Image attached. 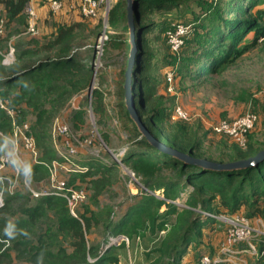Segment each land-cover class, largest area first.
Listing matches in <instances>:
<instances>
[{
	"label": "trees",
	"instance_id": "trees-1",
	"mask_svg": "<svg viewBox=\"0 0 264 264\" xmlns=\"http://www.w3.org/2000/svg\"><path fill=\"white\" fill-rule=\"evenodd\" d=\"M30 2L0 0L5 11L0 18L6 26L4 43L0 45V102H7L15 110L19 124L31 125L40 155L38 163L30 167V179L32 184L40 185L50 177L48 165L58 158L50 134L55 118L73 97L88 92L100 70L95 72L97 58L93 48L86 51L85 59L76 54L80 24L57 23L50 37L22 38ZM189 3L196 4L200 12L183 11ZM136 5L139 52L133 85L138 114L150 133L169 147L220 163L248 159L263 150L264 143L253 141L250 136L260 120L253 112L258 119L247 134L244 147L211 128L215 135L232 141L234 147L228 154L220 153L218 158L208 154L198 130L192 131L186 125L191 120L173 118L178 104L176 97L168 98L159 92V79L154 73L164 72L168 94L169 73L173 89L179 81H188L193 86L221 76L264 39V0H137ZM183 12H190V18L177 22ZM122 22L128 32L126 0H117L108 11V25L117 29ZM177 25L188 30L179 51L174 52L167 34ZM128 37L122 44L130 50ZM10 45L15 50L14 60L5 63L4 55ZM160 46L167 53L162 67L153 61L156 57L153 49ZM122 92L124 96V86ZM92 99V110L102 115L105 105L100 88L92 92ZM121 107L134 130L133 144L126 149L122 161L140 180L141 196L115 220L113 207L102 205L101 198L116 182L120 167L115 163L96 166L91 162L85 163L90 166L89 171L69 179L70 185L77 181L85 183L89 191L80 219L70 214L66 200L60 197L35 199L26 192L8 195L0 211V264H120L118 248L123 243L103 252L102 244L90 243L88 239L95 228L102 229L104 242L110 235H124L129 241L148 235L158 238V245L148 255L154 253L157 257L149 264H188L185 260L199 259L212 251L204 231H213L216 222L205 220L200 211L243 213L247 218L264 220V162L248 169L219 173L184 165L151 146L131 120L125 104ZM82 116V112L74 113V124L82 121ZM199 121L201 127H206L203 118ZM12 123V117L0 107V133L9 135ZM5 149L0 135V152ZM187 191L184 206L174 204ZM5 241L10 243L6 248ZM250 264H264V256Z\"/></svg>",
	"mask_w": 264,
	"mask_h": 264
},
{
	"label": "rangeland",
	"instance_id": "rangeland-1",
	"mask_svg": "<svg viewBox=\"0 0 264 264\" xmlns=\"http://www.w3.org/2000/svg\"><path fill=\"white\" fill-rule=\"evenodd\" d=\"M100 17L93 20L84 19L79 11L78 4L80 0H69L66 2V8L61 14H54L50 11L45 0H38L39 10L45 7L43 21L48 24H42L39 18V37H50L54 31V24L75 23L80 24L78 37L75 43V51L78 57L85 59V53L91 48L94 49V56L97 58L98 76L94 77L92 92L100 88L103 95L104 112L102 115L91 111L86 102L87 90L79 95V111H69L67 106L61 113L70 125L72 135L71 141L78 147V156L76 161L79 164L91 162L94 165L103 163L114 164L112 156L120 155L133 144L134 134L133 125L124 118L121 104H125L122 92L124 86V74L127 69L129 49L124 46L123 40L129 36L125 29V22H122L117 29L110 28L108 25L107 4L109 10L115 5L117 0H104ZM227 1V0H224ZM264 8V5H263ZM193 10L199 13L200 10L194 3H189L183 7V11ZM181 13L177 22H182L191 13ZM178 12L175 14L177 15ZM1 15V14H0ZM186 20V19H185ZM6 36V34H5ZM0 37V45L4 43V38ZM30 37V36H29ZM156 57L154 63L161 67L165 65L166 52L164 48L154 47ZM159 79L160 91L168 98L176 97V102L183 107L191 117L186 125L190 130H198V135L204 138V150L214 158L220 157V153L228 154L233 151L232 141L215 135L211 128L225 119L232 121L249 112L258 114L260 120L257 127L250 136L253 141L259 144L264 143V39L261 38L256 47L248 50L236 64L230 66L221 76L215 77L213 81L203 82L199 85H193L188 81L177 83L176 88L168 94L164 83V72L154 73ZM97 87V88H95ZM175 94V95H172ZM93 100V99H92ZM82 112V121L74 124V113ZM204 119V125L201 127L200 119ZM33 116L29 117L31 121ZM206 128V129H205ZM207 135H204V134ZM107 136V140H105ZM92 138L93 144L86 145L84 141ZM99 151L100 158L91 155V152ZM222 153V155H224ZM29 167L33 165L31 158L27 157ZM116 164V163H115ZM113 166V165H111ZM117 178L114 185L102 196V205L113 207V217L119 218L130 204L140 197L142 184L133 172L119 166ZM122 168V169H121ZM65 177L64 174H61ZM34 183V182H33ZM81 183V182H80ZM85 184V183H81ZM36 188L39 184H33ZM83 208V207H82ZM165 210V209H163ZM219 227L213 231L204 232L205 239H210L211 244L215 245L216 240L220 238ZM206 231V230H205ZM90 243L104 244L105 235L101 228H95L88 235ZM214 242V243H213ZM159 241L158 238L147 236L141 239L130 240L129 243H123L120 250L121 264H149L157 257L152 251ZM110 248V247H109ZM107 248L106 250H108ZM117 249V248H116ZM216 252L214 249L210 253ZM17 264V263H15ZM21 264V263H20Z\"/></svg>",
	"mask_w": 264,
	"mask_h": 264
},
{
	"label": "built area",
	"instance_id": "built-area-1",
	"mask_svg": "<svg viewBox=\"0 0 264 264\" xmlns=\"http://www.w3.org/2000/svg\"><path fill=\"white\" fill-rule=\"evenodd\" d=\"M38 0H31L27 9V29L25 35L30 37H39V8ZM50 11L54 14H61L66 3L63 0H45ZM104 0H80L78 11L81 16L88 20L100 17V12ZM110 4H107V13ZM188 28L183 25H177L174 31L168 32V40L171 49L178 52L183 44V36L187 33ZM5 21L0 18V37L5 36ZM14 48L10 45L8 52L4 55V62L10 63L14 60ZM95 69L98 67L96 65ZM95 70V72H96ZM170 84L169 91H173L172 74L167 75ZM96 88V87H95ZM88 93V92H87ZM86 102L88 108L92 111V92L87 94ZM79 95L73 97L67 106L69 111H79ZM0 107L12 117V132L4 136L0 133L6 144L5 151L0 152V211L5 205V198L8 195H15L18 192H26L32 198L41 197H60L66 200L70 214L80 219L82 205L88 201L89 191L87 187L77 181L74 185L69 184L72 175L85 173L90 170L88 164H79L76 161L78 156V147L75 145L70 136L72 135L69 123L61 117V114L55 118L51 127V140L53 147L56 149L58 158L48 165L50 177L34 187L30 179V167L27 163V157L31 158L33 164L38 163L39 149L35 137L31 130L29 122L19 124L16 119L15 110L8 106L7 102H0ZM64 111V110H63ZM173 118L179 120H190V115L183 110V107L177 104L173 111ZM257 115L253 112L246 113L235 120H223L212 127L218 134H225L235 140L240 146H245L247 134L254 128L257 122ZM86 145H92V138L84 141ZM112 156V161L118 166H124L122 156ZM91 155L100 158L99 151L91 152ZM64 174L65 177H62ZM189 192L183 193L181 199L174 201L179 207L184 206ZM202 217L214 220L215 226L224 231V239L220 243L216 252L206 253L200 257L196 264H250L251 258L256 260L264 256V220L262 218H247L243 213L228 215L216 214L207 211H200ZM121 243H129V239L124 235H110L107 241L102 245L103 252L111 246H119ZM10 245L5 241V248Z\"/></svg>",
	"mask_w": 264,
	"mask_h": 264
},
{
	"label": "water",
	"instance_id": "water-1",
	"mask_svg": "<svg viewBox=\"0 0 264 264\" xmlns=\"http://www.w3.org/2000/svg\"><path fill=\"white\" fill-rule=\"evenodd\" d=\"M137 0H126V11H127V26H128V43L130 45L129 57L127 69L125 72V82H124V99L125 106L129 113L131 120L137 126L139 132L143 137L146 138L148 143L160 150L161 152L168 153L173 157L177 158L184 165L195 166L208 172H231L240 169H248L251 167H256L264 162V149L259 151L255 156L248 159H243L235 162L220 163L211 161L205 158H197L189 153L179 151L175 148L169 147L162 142H160L156 137H154L150 131L147 129L143 123L141 117L138 114L136 108V96L134 92L133 77L135 74V67L137 64V56L139 52V47L137 43V27L135 20L136 5ZM93 84V82H92ZM92 84L88 89V93L92 92Z\"/></svg>",
	"mask_w": 264,
	"mask_h": 264
},
{
	"label": "crops",
	"instance_id": "crops-1",
	"mask_svg": "<svg viewBox=\"0 0 264 264\" xmlns=\"http://www.w3.org/2000/svg\"><path fill=\"white\" fill-rule=\"evenodd\" d=\"M39 7V6H38ZM44 9H45V7H42L40 10H39V17H40V19H42L41 20V22H42V24H43V22H44V24H48V23H46V20H44L43 21V11H44ZM0 14L2 15V16H5V11H4V8L0 5ZM53 31L55 32V28L53 29ZM23 36H26L25 34L24 35H22V38H24ZM16 39V36H14L13 38H12V42L14 41ZM204 232H207L208 233V231H204ZM219 234L221 235L220 236V238H219V240L217 239L216 240V244L215 245H213V244H211L210 243V247L212 248V249H214V250H217L218 249V247L220 246V243L223 241V239H224V231H223V229H220L219 230ZM214 243V242H213ZM200 257V256H199ZM198 257V258H199ZM200 259V258H199ZM199 259H192V260H185V263H188V264H196L197 262H198V260ZM254 259H252L251 258V260H250V262L251 261H253ZM120 264H121V261H120Z\"/></svg>",
	"mask_w": 264,
	"mask_h": 264
}]
</instances>
